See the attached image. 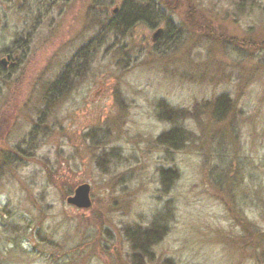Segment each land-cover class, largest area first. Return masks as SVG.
<instances>
[{
  "label": "rangeland",
  "instance_id": "374dc122",
  "mask_svg": "<svg viewBox=\"0 0 264 264\" xmlns=\"http://www.w3.org/2000/svg\"><path fill=\"white\" fill-rule=\"evenodd\" d=\"M125 1L0 0V264H264V0Z\"/></svg>",
  "mask_w": 264,
  "mask_h": 264
},
{
  "label": "trees",
  "instance_id": "16d2710c",
  "mask_svg": "<svg viewBox=\"0 0 264 264\" xmlns=\"http://www.w3.org/2000/svg\"><path fill=\"white\" fill-rule=\"evenodd\" d=\"M140 1H145L146 6L144 8H139V7H132L128 3L129 1L124 2V7L122 8L121 14L114 20L113 27L118 28L119 26H123L124 28H128L131 26L134 22H144L148 25H152L151 21L146 18L149 16L151 13V6L152 2L149 0H140ZM133 4V2H131ZM149 10V11H148ZM150 12V13H149ZM63 84V83H62ZM165 134L163 137H167ZM178 136L176 135L175 137L172 138L170 141L171 145L173 147L176 146ZM164 139V138H163ZM165 143V141H164ZM169 144V141H168ZM174 171L172 170H166V171H160V177L162 181V186L163 188L166 189L168 188V184L165 183H170L172 180H174ZM165 214H168V208L164 210ZM166 216V215H165ZM165 219L161 214L156 215L150 225L149 228L145 229L144 231L142 230H126V237L128 238L130 242L131 249L134 251L135 254H132V256H141L144 257L145 255H148V252L150 250V247L155 245L159 238L160 234L163 232L165 229Z\"/></svg>",
  "mask_w": 264,
  "mask_h": 264
},
{
  "label": "water",
  "instance_id": "95a60500",
  "mask_svg": "<svg viewBox=\"0 0 264 264\" xmlns=\"http://www.w3.org/2000/svg\"><path fill=\"white\" fill-rule=\"evenodd\" d=\"M160 29H157L156 33L152 36L154 40L159 34ZM67 205L72 206L77 209H87L90 207V199H89V186L87 184H81L77 186L71 196H68L65 199Z\"/></svg>",
  "mask_w": 264,
  "mask_h": 264
},
{
  "label": "flooded vegetation",
  "instance_id": "af4514ba",
  "mask_svg": "<svg viewBox=\"0 0 264 264\" xmlns=\"http://www.w3.org/2000/svg\"><path fill=\"white\" fill-rule=\"evenodd\" d=\"M5 58H6V60L9 61V60H10V55H9V54H6V55H5ZM0 64H1V65H5V64H6V61H5V60H1V61H0Z\"/></svg>",
  "mask_w": 264,
  "mask_h": 264
}]
</instances>
